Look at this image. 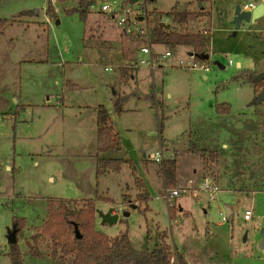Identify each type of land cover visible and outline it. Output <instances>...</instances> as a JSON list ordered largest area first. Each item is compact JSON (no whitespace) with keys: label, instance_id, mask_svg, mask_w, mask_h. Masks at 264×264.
Segmentation results:
<instances>
[{"label":"rangeland","instance_id":"obj_1","mask_svg":"<svg viewBox=\"0 0 264 264\" xmlns=\"http://www.w3.org/2000/svg\"><path fill=\"white\" fill-rule=\"evenodd\" d=\"M93 1L82 21L78 14H64L78 0H0V18L7 24L11 17L15 20L0 29V264H11L8 239L13 218L24 219L23 236L28 237L41 229L48 200L76 201L81 206L87 199L96 200L95 229L112 238L127 229L137 251L153 250L167 232V244L185 264H264V249L258 248L264 235V88L255 94L247 79L264 78V16L242 21L237 29L234 24L236 8L244 11L248 4L257 6L264 0L147 3L150 28L201 34L206 26L202 56L207 60L193 59L190 46L171 51L152 45V49L172 55L166 62L157 60L158 69L175 68L164 67V62L181 69L164 75L171 95L168 135L197 127V132H188L186 147L195 146L199 133L200 147L217 151L219 157L215 167L173 144L174 151L165 157L177 155L175 187L186 193L169 207L162 165L149 166L150 172L141 173L142 178L137 175L150 198L144 215L138 212L144 207L138 197L142 189L128 165L119 175L95 177L97 108L106 107L109 118L110 113L116 115L113 104L124 100L121 90L128 85L127 70L140 58L136 52L143 39L134 28L120 29L96 11L101 4L116 6L120 0ZM49 5L55 16L44 14L41 19ZM173 9L207 17L202 24L177 25L166 16ZM28 17L32 22L26 24ZM123 59L129 62L126 69L117 68ZM196 62L208 70L186 67ZM108 67L115 71H106ZM156 83L159 89V79ZM220 103L230 105L228 114L215 112ZM132 156L141 162L146 159L145 151L140 158ZM206 174L214 177L216 194L200 190ZM246 211L252 214L250 221L244 220ZM109 212L118 217L113 225L103 223L100 216ZM23 238H16V244L24 264H57L46 256L30 257Z\"/></svg>","mask_w":264,"mask_h":264},{"label":"trees","instance_id":"obj_2","mask_svg":"<svg viewBox=\"0 0 264 264\" xmlns=\"http://www.w3.org/2000/svg\"><path fill=\"white\" fill-rule=\"evenodd\" d=\"M126 1L133 3L134 0ZM93 4V0H78L77 4L65 10L64 14L66 16L78 14L80 19L85 21ZM46 15L50 18L55 16L50 5ZM166 16L171 17L177 25H182L189 21H195L201 17V14L186 11L178 12L173 9ZM6 24L7 19L0 18V29H3ZM166 28L154 30L153 45H163L171 51H174L178 46H190L193 49L192 53L195 60L203 59L204 33L170 32ZM247 79L253 85L255 94L264 88L263 77ZM73 88L79 90L77 86ZM122 104L123 100H116L113 104V109L117 115L122 112ZM229 110L230 105L227 103L215 105V112L219 115L228 114ZM159 124L162 128V119H160ZM119 148V136L110 124L108 111L103 106H99L96 114L97 155L116 153ZM190 152L198 156L204 163L211 162L215 166L217 164V151L190 149ZM124 164L129 165L134 176L133 165L130 161L97 159L95 177L98 180L108 172L120 173ZM162 171L166 189L175 187L176 160L174 157L164 161ZM135 180L142 189V193H140L142 196L138 195V197L142 198L141 202L144 205L142 209H138V212L144 215L149 211V194L144 184L140 180ZM81 202L82 205L78 206L76 201L48 200L46 216L41 229L28 237L23 236L24 219L13 218L12 231L16 238L22 239L24 237L26 251L30 257L42 259L46 256L45 258H49L57 264H185L182 256L173 253L172 247L167 244V232L163 234L160 244L156 245L153 250L137 251L129 241L127 229L120 236L114 238L95 229V199L81 200ZM170 216L172 218L173 208L170 209ZM75 230L80 235L79 239L76 238ZM9 247L11 264H24L18 245H9Z\"/></svg>","mask_w":264,"mask_h":264},{"label":"crops","instance_id":"obj_3","mask_svg":"<svg viewBox=\"0 0 264 264\" xmlns=\"http://www.w3.org/2000/svg\"><path fill=\"white\" fill-rule=\"evenodd\" d=\"M44 14L46 15V13H43L42 15L40 14L41 19L43 18ZM28 18H29L28 21H24V23L27 22L26 24H29L30 22H32L30 20L32 17H28ZM10 19H11L10 20L11 23L10 24L8 23L9 25L15 22L14 17H11ZM139 53H140V49L136 52V55L139 56ZM29 62H32V61H29ZM165 62L163 64L164 67L167 66V67H175V68H170V69H165V70L155 68L153 71H151L146 68L135 67L133 64L134 62L131 64L130 69L127 70L129 72L128 85L127 87L121 90V93L123 92L122 98L124 99L122 107H121L122 112L119 115L117 114L112 115V113H110L111 124L119 136V144H120L119 151L116 153H111V154H106V153L98 154V156L96 152V155H95L96 161L97 159H114V160H123V161L132 162L133 171H134V176L132 175V177L134 179L140 180L144 184L145 188H146V184L144 180L141 179L143 176L141 173H148L149 166L156 167L157 165L149 161L147 157L144 161L141 162L142 160V158H140L141 152L145 151V156H146V153L149 150H151L156 145H158L159 142L166 141V140L172 141V143L167 142L169 145H172V146L173 144L176 146V143H179L181 149H183L189 155H195L190 152V149H203L200 147V144H199V141H200L199 133H198V137L194 138L193 140V143L195 144V146L187 148L185 144L186 140H188L187 139V135L189 134L188 132L189 131L190 133L197 132V127H194L195 131H191L193 128L189 127L188 129H183L181 131L179 130L178 133L175 135H172V136L168 135L169 134L168 129L170 126V122L168 119H170L171 113H172L169 108L170 107L169 100L171 99V95L168 93L167 81L165 80L164 75L165 74L170 75L171 72L179 71L181 69L178 68L177 67L178 65L175 63L165 65ZM126 63L127 65L129 64L128 61L123 59V63L121 64V66L117 68L126 69V65H125ZM237 65L239 66V64ZM108 68H112L114 70L113 67H108ZM108 68H105V70ZM123 77L124 76H120V79H123ZM201 78L203 80H206V76L203 74L201 75ZM156 79H159V83H160L159 89H157ZM146 82H147V85H145ZM157 101L159 104L155 105V102ZM14 102L16 101L14 100ZM61 102L63 103L62 100ZM107 105L112 106L110 102ZM58 106L60 107L59 104ZM214 109H215V106H214ZM160 119H162V128H160V124H159ZM95 130H96V118H95ZM95 149H96V138H95ZM208 151H215V150H208ZM134 154H139L138 158L140 159H134V157L132 156ZM172 157H174L175 160L177 159L176 154L173 155ZM200 161L203 163L202 160ZM157 168L159 167L157 166ZM201 171L203 172V168L201 169ZM193 172L195 171L193 170ZM110 173L113 174L112 172ZM106 174H109V173H106ZM106 174H104L101 177H104ZM137 175L141 178L137 177ZM163 181H164V178H163ZM175 182H176V179H175ZM164 188L166 190L165 181H164ZM225 212L226 214H229L230 217H232V210L230 208H226ZM108 214H111V213L109 212ZM114 214L112 213L111 215H114Z\"/></svg>","mask_w":264,"mask_h":264},{"label":"built area","instance_id":"obj_4","mask_svg":"<svg viewBox=\"0 0 264 264\" xmlns=\"http://www.w3.org/2000/svg\"><path fill=\"white\" fill-rule=\"evenodd\" d=\"M151 0H134L133 3H129L126 0H120L119 4L116 6L112 4H101L96 10L98 13L102 15L109 16L112 21L116 24V26L120 29H125L127 26L130 28H134L136 33H139L143 39V44H141L140 48V58L135 61L133 64L135 67L146 68L153 71L157 68L160 63H156L157 60H161L162 62L165 59L170 58L171 52L166 51L164 54L154 53L152 49L153 41H154V30L160 27H151L150 28V14L148 12L146 5ZM245 10L251 11L255 8L254 5L248 4L244 7ZM153 17H157L153 15ZM206 17L197 18L195 21L199 24L205 23ZM167 21V19H165ZM206 26L202 28L205 33ZM208 30V29H207ZM194 59V57H193ZM192 64V63H191ZM229 65H232V61H229ZM189 69H197L200 71H207L208 69L203 65H200L198 62L192 64H188L186 66ZM108 72H113L112 68L106 69ZM173 146L169 144L163 145V142H159L158 145L155 146L154 151L147 157L149 161L154 164L162 165L165 160L169 158H173V154L169 157H165V154L168 152H173ZM201 191L211 192L212 194H216L218 192L217 183L212 175L206 174L202 176V186L200 188ZM186 191L176 188L174 190H165V198L169 205L172 206V201L174 198L180 196L181 194H185ZM252 219V214L249 211H246L244 214V220L250 221ZM222 223L225 222L226 216L222 217Z\"/></svg>","mask_w":264,"mask_h":264},{"label":"water","instance_id":"obj_5","mask_svg":"<svg viewBox=\"0 0 264 264\" xmlns=\"http://www.w3.org/2000/svg\"><path fill=\"white\" fill-rule=\"evenodd\" d=\"M151 1H153V0H151ZM262 16H264V4L263 3L255 6V8H253L251 11H247V10L242 11L241 8L238 7V8H236V11H235V18H234L235 28L237 29L242 21L255 22L256 20L260 19ZM207 59H208V56H206V55L203 56V60H207ZM154 149H155V147L152 148L151 150H149L146 153V157H148L154 151ZM125 215L128 216V214H125ZM100 216L103 220V223L106 222L109 225L115 224L117 222V219H118L117 215L100 214ZM75 234H76V238L79 239L80 235H79L77 230H75ZM16 242L17 241H16L15 233L12 231L10 233L8 243H9V245H15ZM258 248L264 249V235L262 236V239L258 244Z\"/></svg>","mask_w":264,"mask_h":264}]
</instances>
